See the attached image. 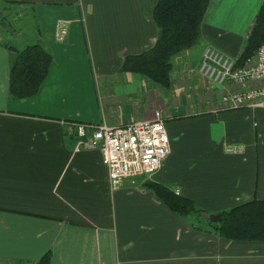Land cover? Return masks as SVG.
<instances>
[{
    "label": "crops",
    "instance_id": "1",
    "mask_svg": "<svg viewBox=\"0 0 264 264\" xmlns=\"http://www.w3.org/2000/svg\"><path fill=\"white\" fill-rule=\"evenodd\" d=\"M156 2L0 0L7 15L29 14L34 27L22 44L7 46L38 44L52 58L36 95L14 101V52L0 42V264H37L47 253L49 264H264L263 242L225 240L145 187L168 186L214 215L264 201V108L220 110L221 95L235 88L199 73V45L172 59L168 90L120 71L155 42ZM62 24L67 34L57 42ZM220 31L201 27L205 42L232 58L241 36ZM220 40L234 44L232 53ZM156 113L169 155L155 174L116 190L101 152L85 148L68 125L115 127Z\"/></svg>",
    "mask_w": 264,
    "mask_h": 264
},
{
    "label": "trees",
    "instance_id": "2",
    "mask_svg": "<svg viewBox=\"0 0 264 264\" xmlns=\"http://www.w3.org/2000/svg\"><path fill=\"white\" fill-rule=\"evenodd\" d=\"M210 2L211 0H157L152 12L153 22L157 28L155 42L143 53L126 57L120 71L137 74L168 90L171 85L172 59L201 43V27ZM0 25H3V18ZM263 44L264 0L258 9L245 45L234 60L235 67L242 66ZM4 47L14 52L9 71V97L14 101L33 97L47 77L52 62L50 54L38 44H28L22 50H15L7 45ZM145 187L151 190L172 213L183 218L196 217L208 221L213 231L225 240L264 243V201L252 200L218 213L219 223L212 224L209 217L214 214L198 209L170 187L149 181ZM49 263L50 255L47 253L37 264Z\"/></svg>",
    "mask_w": 264,
    "mask_h": 264
},
{
    "label": "built area",
    "instance_id": "3",
    "mask_svg": "<svg viewBox=\"0 0 264 264\" xmlns=\"http://www.w3.org/2000/svg\"><path fill=\"white\" fill-rule=\"evenodd\" d=\"M67 34L64 24L54 36L63 42ZM199 73L225 91L218 101L223 111L241 108H264V44L242 66L217 51L204 49ZM70 132L77 141L90 150H99L107 168L112 190L125 181H134L155 174L170 153V141L160 114L153 121L129 123L110 127L105 123H69ZM178 193V191H176Z\"/></svg>",
    "mask_w": 264,
    "mask_h": 264
},
{
    "label": "rangeland",
    "instance_id": "4",
    "mask_svg": "<svg viewBox=\"0 0 264 264\" xmlns=\"http://www.w3.org/2000/svg\"><path fill=\"white\" fill-rule=\"evenodd\" d=\"M262 1L263 0H211L203 25L208 24L211 27H215V29H220L219 35L221 38H223V36H228L229 33H238L242 41L237 47V50L233 52L234 57L231 58L224 55L210 43H206V39L202 37V41L199 44L201 52L203 53L206 48H211L234 62L236 56L245 45L246 38L253 26ZM0 15V22H2L3 18V25H0V42L2 44L16 47L29 38L28 33L32 32L34 29L33 24H31L32 22L30 23L29 14L22 15V17H15V15L12 14L7 15L4 5L0 3ZM220 41L223 42L222 40ZM28 44L30 43H27V45ZM221 45L224 47L225 52L228 54L232 53V48H234L232 42L228 43L225 41L221 43ZM205 79L211 82L209 79ZM174 191L176 193L177 190Z\"/></svg>",
    "mask_w": 264,
    "mask_h": 264
},
{
    "label": "water",
    "instance_id": "5",
    "mask_svg": "<svg viewBox=\"0 0 264 264\" xmlns=\"http://www.w3.org/2000/svg\"><path fill=\"white\" fill-rule=\"evenodd\" d=\"M220 221V215H212L209 217V222L212 224H217Z\"/></svg>",
    "mask_w": 264,
    "mask_h": 264
}]
</instances>
